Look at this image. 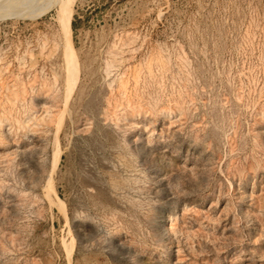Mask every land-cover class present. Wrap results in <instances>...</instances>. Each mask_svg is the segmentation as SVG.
I'll return each instance as SVG.
<instances>
[{
  "label": "rangeland",
  "instance_id": "obj_1",
  "mask_svg": "<svg viewBox=\"0 0 264 264\" xmlns=\"http://www.w3.org/2000/svg\"><path fill=\"white\" fill-rule=\"evenodd\" d=\"M0 264H264V0H0Z\"/></svg>",
  "mask_w": 264,
  "mask_h": 264
},
{
  "label": "bare ground",
  "instance_id": "obj_2",
  "mask_svg": "<svg viewBox=\"0 0 264 264\" xmlns=\"http://www.w3.org/2000/svg\"><path fill=\"white\" fill-rule=\"evenodd\" d=\"M120 81V80H119ZM122 84V83H121Z\"/></svg>",
  "mask_w": 264,
  "mask_h": 264
}]
</instances>
